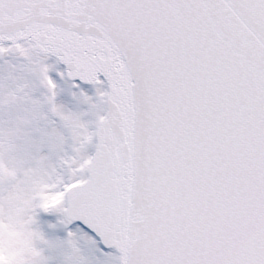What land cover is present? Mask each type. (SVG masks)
<instances>
[{
	"label": "snow or ice",
	"instance_id": "snow-or-ice-1",
	"mask_svg": "<svg viewBox=\"0 0 264 264\" xmlns=\"http://www.w3.org/2000/svg\"><path fill=\"white\" fill-rule=\"evenodd\" d=\"M0 264H264V0H0Z\"/></svg>",
	"mask_w": 264,
	"mask_h": 264
}]
</instances>
